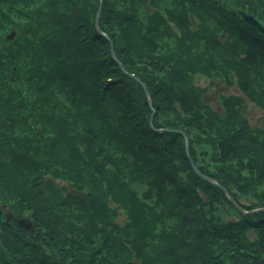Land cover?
Returning <instances> with one entry per match:
<instances>
[{
	"label": "trees",
	"instance_id": "obj_1",
	"mask_svg": "<svg viewBox=\"0 0 264 264\" xmlns=\"http://www.w3.org/2000/svg\"><path fill=\"white\" fill-rule=\"evenodd\" d=\"M144 1L103 0L106 38L98 0H0V264H264V211L238 213L175 131L245 210L264 206V36L232 10L264 24V0ZM194 76L238 93L214 109Z\"/></svg>",
	"mask_w": 264,
	"mask_h": 264
},
{
	"label": "rangeland",
	"instance_id": "obj_2",
	"mask_svg": "<svg viewBox=\"0 0 264 264\" xmlns=\"http://www.w3.org/2000/svg\"><path fill=\"white\" fill-rule=\"evenodd\" d=\"M102 1L103 0H98V6H97V8L94 10L95 12H92V14L91 13H89V15H92V17L93 18H91V19H93V27H94V29L97 31V29H96V27H95V23L97 24V26H98V28L101 30V28H100V25H99V19H101L100 18V16H101V11H102ZM150 0H145L144 2V5L146 6V8H145V10L147 11V12H150L151 10H152V8L150 7V4L149 3H147V2H149ZM158 2V1H157ZM249 12V11H248ZM250 13V12H249ZM147 13L145 12V11H143L141 14H139L140 15V17H141V19L144 21V23H146V21H145V15H146ZM114 23H118L117 21H115ZM171 22H169V24H168V28L170 29V26H171ZM172 28V27H171ZM160 30H161V33H162V35H164V37H163V41H166L167 42V40H169V44H170V46L171 45H173V40H171L170 38H168L167 37V34H168V32L167 31H164V29L163 28H159ZM174 29V28H173ZM171 30V29H170ZM105 35H106V38L108 37L107 36V34L103 31V30H101ZM173 31V30H172ZM98 32V31H97ZM176 32V31H175ZM178 34V33H177ZM111 47H112V49H113V52H114V56H115V58H113L114 59V61L118 64V66L124 71V72H126L129 76H132L133 78H137L136 76H133L131 73H129L127 70L125 71V69H124V67H123V65L121 64V62L117 59V57H116V55H115V51H114V48H113V45H112V43H111V41H110V43H109V48L111 49ZM166 49H168V46L166 45ZM112 56V55H111ZM118 62H117V61ZM138 80H140L139 78H137ZM193 81H194V84L196 85V86H198V87H208L209 88V90L203 95V101L207 104V105H209L210 107H212V108H214V109H217V110H221V105H220V98L222 97V96H228V95H236L237 93H238V91H237V89L235 88V87H233V86H228L227 84H224V83H222L220 80H213V81H210L209 80V78H204V77H200V76H194L193 77ZM210 83H213V85L211 86L210 85ZM247 104V106L243 109V115L248 119V121H249V124H250V126L251 127H262L263 126V123H262V121H261V115H262V111L260 110V109H258L257 107H255V106H253V105H251L250 103H246ZM152 120V119H151ZM149 124L151 125V121L149 122ZM175 131H178V132H180L181 133V135H182V137L185 139V140H187L188 139V137H187V135L183 132V131H181V130H175ZM185 142V141H184ZM185 150H186V152H187V154L189 155V142H188V145H187V147L185 146ZM185 152V153H186ZM190 157V156H189ZM192 161H193V159L192 158H190ZM187 160H188V158H187ZM193 163H194V161H193ZM195 164V163H194ZM190 165V164H189ZM196 166V165H195ZM191 167V166H190ZM238 168H241V166L239 167L238 166ZM191 169H192V167H191ZM200 171V170H199ZM182 172H183V170H182ZM180 170H179V173L181 174V175H184V173H182ZM201 172V171H200ZM202 173V172H201ZM202 174H204V173H202ZM205 175V174H204ZM244 175V174H243ZM246 175H248V173H246ZM205 176H207V175H205ZM209 177V176H208ZM211 178V177H210ZM213 179V178H212ZM215 180V179H214ZM216 181V180H215ZM217 182V181H216ZM218 183V182H217ZM219 184V183H218ZM221 185V184H220ZM223 186V185H222ZM224 188H225V186H223ZM226 189V188H225ZM227 190V189H226ZM228 191V190H227ZM229 192V191H228ZM231 195V194H230ZM232 196V195H231ZM233 197V196H232ZM242 201H244V199L242 200ZM238 203V202H237ZM0 205H1V202H0ZM238 205L243 209V210H245L239 203H238ZM4 208L5 209H8L7 208V206H2V212H4ZM263 209L264 208V206H261V207H255L254 209ZM237 210V209H236ZM250 210V209H249ZM10 211L8 210L7 211V213L4 215L5 217H6V215L7 214H10L9 213ZM119 212H121V211H119ZM239 213V212H238ZM11 215V214H10ZM22 217H26V215L25 216H22ZM122 217H123V215L121 214V216L119 217V219L117 218L116 219V222L118 223V224H121V219H122ZM30 218V217H29ZM5 221H6V218H5ZM10 221V219H8V222ZM250 237H253V235L251 234L250 235Z\"/></svg>",
	"mask_w": 264,
	"mask_h": 264
},
{
	"label": "water",
	"instance_id": "obj_3",
	"mask_svg": "<svg viewBox=\"0 0 264 264\" xmlns=\"http://www.w3.org/2000/svg\"><path fill=\"white\" fill-rule=\"evenodd\" d=\"M235 14L250 28H252L253 30H255L256 32H258L260 35L264 36V24H262L260 21H258L251 13H249L248 11H243V10H239V9H232ZM95 27L98 31V33H100L102 36L106 37V35L98 28L97 24L95 23ZM15 36V32L11 31L6 37L5 40H10L13 39ZM110 54L112 55L113 58H115L114 56V52L113 49L111 47L110 49ZM117 61V60H116ZM118 62V61H117ZM135 80L142 86L144 94L147 98L148 104L150 105V97L147 91V88L145 87V85L142 83V81L138 80L137 78H135ZM153 114V111H152ZM151 114V116H152ZM151 116L149 118V122L151 121ZM186 156L188 158V162L190 164V166L192 167L193 171L202 179H204L205 181L212 183L214 185H216L217 187H219L223 193L225 194V196L227 197L229 203L234 206L237 211L245 216L247 214H252V213H256L259 211H264V208L262 209H255V210H251V211H245L243 210L238 203L235 201V199L230 195V193L220 184H218L214 179L205 176L204 174H202L199 169L195 166V164L193 163V161L190 159L189 155L186 152ZM10 214L6 215V222H8V219H10ZM16 224L21 227L22 229L26 230V231H32L34 229V224L33 221L29 218V217H19L15 219Z\"/></svg>",
	"mask_w": 264,
	"mask_h": 264
},
{
	"label": "bare ground",
	"instance_id": "obj_4",
	"mask_svg": "<svg viewBox=\"0 0 264 264\" xmlns=\"http://www.w3.org/2000/svg\"><path fill=\"white\" fill-rule=\"evenodd\" d=\"M149 94V93H148ZM145 98H146V96H145ZM146 101H147V98H146ZM147 104H148V101H147ZM148 106L151 108V110L154 112V109H153V107L151 106V99H150V105L148 104ZM152 114V113H151ZM153 115V114H152ZM183 141H185L184 143H185V146L187 147V145H188V142H189V140L187 139V140H185V139H183ZM185 152H186V150H185ZM186 154V153H185ZM189 156H190V154H189ZM186 158H187V156H186ZM190 158H191V156H190ZM236 201V200H235ZM237 202V201H236ZM234 207V206H233ZM235 208V207H234ZM236 209V208H235ZM251 210H255V209H250V210H245V211H251ZM27 217V216H26Z\"/></svg>",
	"mask_w": 264,
	"mask_h": 264
}]
</instances>
